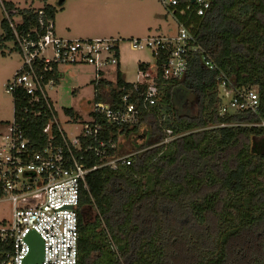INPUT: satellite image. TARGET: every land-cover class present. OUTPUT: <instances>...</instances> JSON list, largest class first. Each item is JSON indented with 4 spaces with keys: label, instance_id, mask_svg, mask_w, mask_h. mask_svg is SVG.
<instances>
[{
    "label": "trees",
    "instance_id": "16d2710c",
    "mask_svg": "<svg viewBox=\"0 0 264 264\" xmlns=\"http://www.w3.org/2000/svg\"><path fill=\"white\" fill-rule=\"evenodd\" d=\"M4 3L18 9L16 27L24 36L34 29L43 32L42 21L55 20L58 10L52 4L20 8ZM193 7L191 0H180L171 9L197 33L218 69H209L195 54L184 77L165 79L166 55L155 60L158 100L142 108L138 124L120 131L143 139L132 164L88 174L89 188L78 210V264H102L105 240L112 264H264V0H211L203 16ZM2 25L0 51L7 40L18 49L6 18ZM220 72L230 78L231 89L258 88V112L220 113ZM51 78L58 81L56 63L45 73V81ZM97 82L95 100L113 106L133 88L120 69L116 88L103 77ZM43 103L35 106L43 112L34 115L24 109L30 97L15 92V120L34 142L42 140L50 117Z\"/></svg>",
    "mask_w": 264,
    "mask_h": 264
},
{
    "label": "built area",
    "instance_id": "2783aa9c",
    "mask_svg": "<svg viewBox=\"0 0 264 264\" xmlns=\"http://www.w3.org/2000/svg\"><path fill=\"white\" fill-rule=\"evenodd\" d=\"M179 1L162 0L173 15L171 8ZM0 4L22 56V64L6 83V91L14 100L16 91H24L30 97V106L26 105L24 109L30 108L34 115L43 112L35 108L41 101L50 112L42 140L37 142L25 135L15 117L7 126V132L0 131V199L8 200L12 205V219L0 222V264H78V210L81 194L89 188L88 174L101 167L116 169L132 164L135 152L121 151L120 131L124 126L140 122L143 107L156 104L158 71L154 63L147 69L139 68V79L132 82L133 88L123 93L117 105L95 101L89 118L80 124V130L70 134L58 121L48 95V87L55 84V80L45 81V73L53 70L54 63L58 66L60 63L89 64L98 71L96 86L106 68L119 64L121 43L125 39L134 50L150 49L155 60L166 55L161 68L165 79L184 77L195 54L201 55L209 69L217 70L218 66L197 33L175 15L176 30L167 35L64 38L57 34L54 19L48 18L46 23L42 21L43 32L34 29L24 36L16 27L20 22L14 18L18 9H8L3 0ZM191 4H194L196 14L203 16L211 7V0H195ZM40 14H43L42 10ZM34 33L37 36H33ZM219 79L220 88L228 89L232 94L229 102L220 107L222 115L235 110L259 111V94L255 89H231L228 86L231 80L224 72H220ZM134 94L136 100H133ZM31 231H36L44 242L40 262L26 260L31 252L27 240Z\"/></svg>",
    "mask_w": 264,
    "mask_h": 264
},
{
    "label": "rangeland",
    "instance_id": "374dc122",
    "mask_svg": "<svg viewBox=\"0 0 264 264\" xmlns=\"http://www.w3.org/2000/svg\"><path fill=\"white\" fill-rule=\"evenodd\" d=\"M13 2L20 8H39L46 4L57 6L55 29L58 33H71L67 38L97 36H121L123 38L145 37L172 34L176 30V20L173 12L167 8L162 0H3ZM64 7V8H63ZM6 18L0 4V37L5 34L2 21ZM15 20L21 21L20 15H14ZM62 30V31H61ZM125 39L121 43V69L127 81L134 82L138 77V61L154 63L155 57L150 49L134 50ZM22 64L20 51L15 47L14 40H7L0 51V122L11 121L14 118V99L6 91V83L11 80ZM106 72L109 79H116L115 68ZM98 71L94 66L84 63H60L58 66V81L48 87V95L53 103L58 121L70 134L78 132L80 124L89 118L95 100V80ZM258 92L256 86L253 87ZM109 90V89H108ZM109 92L106 91L107 95ZM223 103L227 104L232 96L228 89L220 88ZM67 108L73 110L68 113ZM153 123V119L150 123ZM6 124L0 131L7 132ZM152 126V124H151ZM153 127V126H152ZM146 125L143 124L142 130ZM151 128V127H150ZM172 137L166 139L170 140ZM143 143L139 137L127 138L124 134L119 140V148L124 153H133L136 156L140 150L136 145ZM133 156V157H134ZM96 214V211H93ZM12 219V205L6 199H0V222ZM102 226L95 229L100 232ZM100 241V240H99ZM105 255L101 258L102 264H112L113 256L110 246L104 241ZM116 250V247L111 244Z\"/></svg>",
    "mask_w": 264,
    "mask_h": 264
},
{
    "label": "water",
    "instance_id": "95a60500",
    "mask_svg": "<svg viewBox=\"0 0 264 264\" xmlns=\"http://www.w3.org/2000/svg\"><path fill=\"white\" fill-rule=\"evenodd\" d=\"M195 0H191L193 3ZM27 240L29 241L31 245V252L27 257V261L31 262H40L43 260V254H44V242L43 239L40 237V235L36 231H31L28 236Z\"/></svg>",
    "mask_w": 264,
    "mask_h": 264
},
{
    "label": "crops",
    "instance_id": "0c3cea01",
    "mask_svg": "<svg viewBox=\"0 0 264 264\" xmlns=\"http://www.w3.org/2000/svg\"><path fill=\"white\" fill-rule=\"evenodd\" d=\"M43 7V6H42ZM39 8H41V6L39 7ZM64 8V7H63ZM62 31V30H61ZM56 32H57V34L59 35V36H61V37H64V36H71L72 34L71 33H69V32H67L68 34H64V33H66V32H64V31H62V33L63 34H61V33H58V31L56 30ZM79 37H75V38H96V37H87V36H84V35H78ZM97 37H112V35L111 36H107V35H105V36H97ZM64 38H67V37H64ZM137 61H138V70H139V64H140V62H146V61H143L142 59H140V58H137ZM122 63H123V60H122V58H121V54H120V62H119V64L115 67V66H111V67H108V68H106V70L103 72V78H106V79H108V80H110V81H112L113 82V86L112 87H114V88H116V84H117V75H118V69H120V71H122V69H121V66H122ZM147 63H149V62H147ZM149 64H151V63H149ZM110 68H115L114 70L117 72V74H116V79L115 80H113V79H109L107 76H106V72H109V71H112ZM18 70V69H17ZM123 73V72H122ZM125 78V77H124ZM126 80V79H125ZM127 81V80H126ZM57 82V81H56ZM128 82H130V81H128ZM132 83V82H131ZM95 95H96V92H95ZM95 97V96H94ZM2 126H4V125H1L0 127H2Z\"/></svg>",
    "mask_w": 264,
    "mask_h": 264
}]
</instances>
